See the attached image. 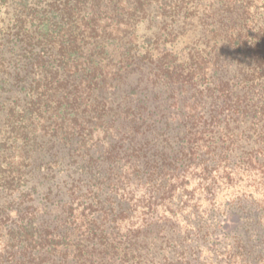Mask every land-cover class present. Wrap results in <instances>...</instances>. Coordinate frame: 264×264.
I'll list each match as a JSON object with an SVG mask.
<instances>
[{"label":"trees","instance_id":"16d2710c","mask_svg":"<svg viewBox=\"0 0 264 264\" xmlns=\"http://www.w3.org/2000/svg\"><path fill=\"white\" fill-rule=\"evenodd\" d=\"M8 1L0 264H264V0Z\"/></svg>","mask_w":264,"mask_h":264},{"label":"rangeland","instance_id":"374dc122","mask_svg":"<svg viewBox=\"0 0 264 264\" xmlns=\"http://www.w3.org/2000/svg\"><path fill=\"white\" fill-rule=\"evenodd\" d=\"M193 7H195V6H193ZM10 8H11L10 1H8V2H2V0H0V31L4 28L3 26L8 21L4 17L5 16L7 17V15L9 16L8 10ZM148 25L149 24H147V21H145L144 24L141 23V25H139L140 26L139 29L137 30V34L140 35V36H142L145 33L151 32L150 29H149V27H148ZM178 49H180V48H178ZM178 51L181 52V50H178Z\"/></svg>","mask_w":264,"mask_h":264}]
</instances>
